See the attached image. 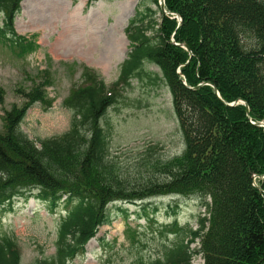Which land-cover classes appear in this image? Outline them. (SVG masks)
I'll return each mask as SVG.
<instances>
[{"label": "trees", "instance_id": "16d2710c", "mask_svg": "<svg viewBox=\"0 0 264 264\" xmlns=\"http://www.w3.org/2000/svg\"><path fill=\"white\" fill-rule=\"evenodd\" d=\"M22 2L0 0V36L25 54L34 47L15 29ZM159 2L140 0L146 8L126 29L132 50L114 84L83 68L82 85L64 102L74 114L66 133L37 144L21 129L35 104L52 106L50 72L17 90L23 104L5 112L0 209L35 191L50 208L62 202L66 208L55 255L36 264H71L110 224L112 206L166 196L199 198L205 213L198 229L176 222L167 227L162 234L173 233L176 241L150 264H193L199 255L204 264H264V0H165L168 15ZM147 62L160 68L171 91L185 150L168 161L146 152L150 157L143 161L153 174L133 180L114 159L101 120ZM0 264H22L11 236H0Z\"/></svg>", "mask_w": 264, "mask_h": 264}, {"label": "rangeland", "instance_id": "374dc122", "mask_svg": "<svg viewBox=\"0 0 264 264\" xmlns=\"http://www.w3.org/2000/svg\"><path fill=\"white\" fill-rule=\"evenodd\" d=\"M148 6L158 10L153 4ZM145 8L140 0H24L15 29L34 48L21 54L0 36V91L4 99L0 131L5 112L24 102L17 90L30 89L50 72L47 95L52 106L47 109L35 104L21 129L37 144L66 133L74 114L64 102L73 87L82 85L83 68L97 71L108 86L114 84L130 53L126 29L137 11ZM159 18L160 13L156 15ZM150 20H146L148 26ZM245 42L251 47L256 43L253 39ZM101 124L114 159L133 180L153 174L151 165L143 161L150 157L146 152L168 161L185 150L171 91L160 68L148 62L141 75L121 91L118 103L108 109ZM141 203L112 206L110 224L99 229L85 254L71 264H150L176 241L175 234H162L167 227L176 222L180 228L198 229L205 213L199 198L166 196ZM65 214L63 202L52 209L37 198L36 191L25 193L0 209V236L17 240L22 264H36L55 255L58 227ZM199 247V242L192 246ZM193 264H204L202 256L195 257Z\"/></svg>", "mask_w": 264, "mask_h": 264}, {"label": "water", "instance_id": "95a60500", "mask_svg": "<svg viewBox=\"0 0 264 264\" xmlns=\"http://www.w3.org/2000/svg\"><path fill=\"white\" fill-rule=\"evenodd\" d=\"M160 6H161V10H162V12H163L164 14H166L167 12H166V10H165V1H164V0L161 1ZM184 48L190 52V49H189L187 46H184ZM216 94H217L218 97H220V96H219V93L217 92V90H216Z\"/></svg>", "mask_w": 264, "mask_h": 264}]
</instances>
